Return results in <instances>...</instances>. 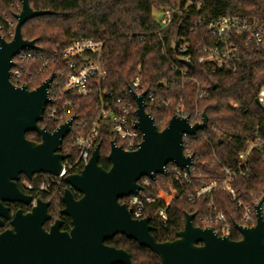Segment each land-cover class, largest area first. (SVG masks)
I'll return each mask as SVG.
<instances>
[{"label":"trees","instance_id":"16d2710c","mask_svg":"<svg viewBox=\"0 0 264 264\" xmlns=\"http://www.w3.org/2000/svg\"><path fill=\"white\" fill-rule=\"evenodd\" d=\"M194 1L202 3L201 12L193 8L177 16L173 24L160 35L155 32L161 29L162 10L175 5L178 0H29L34 10H50L52 13L31 18L22 26L23 37L35 39L39 47L33 50L37 57L29 62L27 74L36 75L44 57H51L55 50L65 48L74 39H99L104 42L102 63L108 69V76L102 86L114 96H124L130 81L140 73L145 88L155 92L154 100L146 103V111L154 117L159 130L167 126L177 105H181L182 111L193 124L200 122L202 113L206 111V127L184 137L185 150L189 149L194 156V170L185 178L183 173L178 176L172 164H168L165 174L150 179L149 185L141 192V195L155 197L157 190L163 189L175 195L167 209L166 224L154 215L163 200L158 199L148 205L146 215L151 217L152 234L160 242L177 237L184 226L186 213L195 214V225L212 226L221 235V230L214 222L202 221L211 212H223L232 223L240 222V211L220 186L200 199L191 200L190 194L221 177L224 166H235L237 155L246 149L250 136L264 134V107L256 102L257 93L264 84V55L243 64L237 73L220 71L212 74L193 60L192 66L188 68L189 79L183 81L180 71L173 68L174 65L186 68L173 47V41L186 39L195 43L200 39L190 33L197 17L214 19L224 15H243L258 18L264 24V0ZM17 11L19 9L14 0H5L0 6V14L7 12L11 18ZM0 33L10 39L6 30ZM50 64H65V61L58 59ZM55 69V66L46 69L29 83V88L40 86ZM165 83L169 84L167 89ZM198 90L205 91L206 95L198 98ZM60 92L61 102L65 99L72 102L68 118L76 116L73 130L62 145L65 146L69 139V154L75 155L73 136L84 133L96 121L99 99L95 92L87 97L63 89ZM166 96L172 98L168 108L163 104ZM131 102L135 108V102ZM39 124L50 131L58 126V123L47 117V109ZM79 124L84 126L78 128ZM27 138L40 141L36 132H28ZM114 139L116 136L111 131L110 122L108 119L102 121L98 137L101 143L99 164L105 169L111 166L108 154ZM249 163L248 175L237 177L234 186L242 199L255 203L264 198V146L251 155ZM42 178L46 179L48 175L44 174ZM146 178L142 177L140 182ZM22 179L28 178L22 176ZM66 187L65 180H61L60 185L40 195L41 199L51 202L50 210L54 215L63 207L62 195ZM120 201L126 203L128 197ZM262 211L264 215V201ZM69 225V220L65 221L64 226L69 228ZM231 237L240 239L241 235L233 230ZM106 243L127 250L133 264H160L157 254L124 235H117Z\"/></svg>","mask_w":264,"mask_h":264},{"label":"water","instance_id":"95a60500","mask_svg":"<svg viewBox=\"0 0 264 264\" xmlns=\"http://www.w3.org/2000/svg\"><path fill=\"white\" fill-rule=\"evenodd\" d=\"M15 14L17 24L12 40L0 34V227L9 220L14 230L0 233V264H132L131 254L105 241L117 235L135 240L160 258V264H264V215L261 198L255 206L256 223H235L241 238L219 234L212 226L194 224V213H186L183 228L174 240L157 241L150 225L151 217L134 218L121 198L137 195L143 189L142 177L156 179L165 174L166 166L175 163L189 170L194 156L185 153L184 134H196L206 127L208 116L191 124L188 117L174 114L163 130L146 111L145 93L131 91L136 102V127L142 141L134 150H126L112 140L109 169L99 164L101 143L95 146L89 162L79 173L64 177L68 187L62 195L61 214L70 218L71 228L61 230L57 219L49 230L44 224L51 219L50 201L36 199L31 210L21 209L14 215L5 202L30 205L33 196L19 187L22 176L35 174L59 176L67 155L61 152L63 139L71 131L76 116L50 131L41 127L46 105L51 101L49 86L53 75L40 86L12 83L14 57L25 49H39L36 40L23 37L22 26L31 18L50 14L34 10L29 0H20ZM179 43L176 42L175 49ZM188 67L190 62H184ZM36 132L40 141L27 138ZM74 191L80 193L75 197Z\"/></svg>","mask_w":264,"mask_h":264},{"label":"built area","instance_id":"2783aa9c","mask_svg":"<svg viewBox=\"0 0 264 264\" xmlns=\"http://www.w3.org/2000/svg\"><path fill=\"white\" fill-rule=\"evenodd\" d=\"M3 1L5 0H0V6ZM14 1H16V8L19 9L15 13L17 14L20 12L22 5L20 0ZM193 8L197 12H201L202 3L194 0H178L175 5L162 10L160 18L161 29L155 33L160 35L162 31L173 24L177 16L186 14ZM0 19L2 20V23H0V32L6 30L10 39H5L8 41L12 40L17 24L15 15L14 18H11L7 12H3L0 14ZM190 33L199 36L200 39L195 43L186 39L173 41L174 49L176 42L179 43L175 51L178 53L182 64L186 67L179 68L177 65L173 66L174 69L180 71L182 81L189 79L188 68L192 66L193 60L203 65L212 74L220 71L237 73L243 64L253 62L259 56L264 55V24L255 17L224 15L209 19L199 16L195 19ZM103 48L104 42L99 39H74L65 48L55 50L51 57H44L40 70L35 73L36 75L26 73L29 62L37 57L33 49H25L13 59L14 66L11 69L10 79L16 86L26 84L29 87V83H32L37 76L43 74L51 66H55L56 69L51 74L54 77L49 86L51 101L46 105L45 110L47 109V117L58 123V126L69 119V108L72 106V102L69 99L61 102L62 93L60 89L82 97H87L92 92H95L99 99L96 121L84 133L73 136L76 154H69V147L71 145L69 139L65 146L62 145L61 152L66 154L67 157L63 161L61 174L59 176L47 174L48 178L43 179L42 176L44 174L40 173L35 174L31 180H20L21 188L33 196L32 205H35L36 199L40 198L42 193L50 192L52 188L60 185L61 180H64L66 175L79 173L84 168L89 162L93 150L98 143L100 124L102 121L108 119L111 125V131L116 136V139H114L116 144L122 145L124 149L134 150L142 141V133L136 127V107L133 108L131 102H135L132 98L131 91L138 95L144 92L146 103L147 101L154 100L155 92L154 90L145 88L143 85V77L138 73L130 81L124 96L112 95L108 89L102 86V83L108 76V69L102 63ZM58 59H64L65 64H50L55 63ZM184 62H190L191 66L188 67ZM165 87L167 89L169 84L165 83ZM197 94L198 98H203L206 95L205 91L202 90H198ZM171 101L172 98L170 96H166L163 99V104L166 108L169 107ZM256 102L264 107V84L257 93ZM175 110V114L188 117L182 111L181 105H177ZM74 122L67 136L71 134ZM190 123L193 124L191 121ZM83 126V124H79L78 128H82ZM188 135L185 133L184 137ZM185 145L186 143H184V149ZM263 146L264 134L250 136L247 139L246 149L237 155V164L235 166H224L221 177L211 180L208 185L191 193L190 199H200L205 194H211L220 186L223 192L230 195L231 200L235 202V208L240 211V222L237 223L244 226L255 225L257 219L255 206L258 201L249 203L242 199L234 186V180L239 176L248 175L251 155L256 150L262 149ZM185 153L191 155L189 149L185 150ZM169 164H172V169L176 171L178 176L183 173L185 178L188 177L189 172L194 170V163L190 166L189 170L182 169L175 163ZM139 183L144 189V187L149 185L150 178L147 177L141 182L139 181ZM142 190L137 195L128 196L126 204L132 210V216L134 218L146 217V212L149 209L148 205L156 202L158 199H162L163 204L155 209L154 215L160 217L163 224H166L168 219L167 209L171 200L166 201L163 193L158 190L155 197L146 194L141 195ZM74 194L80 196V193L77 191H74ZM210 199H212V196H210ZM202 221L214 222L215 226L221 230L222 235H231L233 230L239 232L235 228V223H232L223 212H211Z\"/></svg>","mask_w":264,"mask_h":264},{"label":"flooded vegetation","instance_id":"af4514ba","mask_svg":"<svg viewBox=\"0 0 264 264\" xmlns=\"http://www.w3.org/2000/svg\"><path fill=\"white\" fill-rule=\"evenodd\" d=\"M21 179H22V177H21ZM20 179V180H21ZM19 187H20V189L23 191V192H25L24 191V189H22L21 188V186H20V181H19ZM26 193V192H25ZM27 194H29V193H27ZM31 195V194H30ZM75 195V197H80V196H78L77 194H74ZM6 206H8L9 207V209H10V213L12 214V215H14L15 213H16V211L17 210H19V209H21L24 213H26V212H28V211H30L31 210V207L33 206L32 205V203L30 204V205H25V204H21V203H9V202H5L4 203ZM50 208H51V202H50V206H49V209H48V211H49V213L51 214V219L50 220H48L45 224H44V227H45V229L46 230H49L50 229V227H51V225H53L54 224V222L57 220V219H61L62 221H63V223H62V225H61V230L62 231H66V230H69L70 228H71V221H70V218L69 217H67V216H65V215H62L61 214V210L59 211V212H57L56 213V215H54L53 214V212L50 210ZM63 208V207H62ZM61 208V209H62ZM67 220H69V222H70V225H69V228H66L65 226H64V223H65V221H67ZM151 225V224H150ZM152 226V225H151ZM153 228V227H152ZM6 230H14V227H13V225L11 224V222L9 221V220H6L5 221V223H4V225L2 226V227H0V233L1 232H4V231H6ZM151 233H152V231H151ZM107 241H105V243H106ZM107 244V243H106ZM109 245V244H108ZM113 246V245H112ZM131 258H132V256H131ZM132 264H133V259H132Z\"/></svg>","mask_w":264,"mask_h":264},{"label":"rangeland","instance_id":"374dc122","mask_svg":"<svg viewBox=\"0 0 264 264\" xmlns=\"http://www.w3.org/2000/svg\"><path fill=\"white\" fill-rule=\"evenodd\" d=\"M158 191H160L161 193H163L164 199L166 201H170V200L172 201L173 194L166 193L163 189H159Z\"/></svg>","mask_w":264,"mask_h":264}]
</instances>
